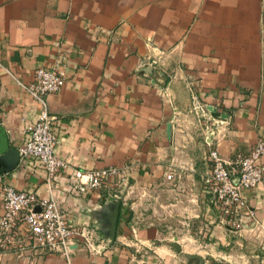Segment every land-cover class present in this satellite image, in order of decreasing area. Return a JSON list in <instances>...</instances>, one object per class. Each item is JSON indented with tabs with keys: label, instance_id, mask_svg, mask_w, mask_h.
Here are the masks:
<instances>
[{
	"label": "crops",
	"instance_id": "obj_1",
	"mask_svg": "<svg viewBox=\"0 0 264 264\" xmlns=\"http://www.w3.org/2000/svg\"><path fill=\"white\" fill-rule=\"evenodd\" d=\"M37 67L65 73L46 98L64 164L49 183L16 155L38 111L16 83ZM0 94L4 182L55 196L69 226L98 244L68 259L0 252V264L264 259V177L246 193L251 216L215 224L199 180L207 148L187 114L191 96L217 113L224 157L264 140V0H0ZM107 166L122 170L117 186L77 194L65 179Z\"/></svg>",
	"mask_w": 264,
	"mask_h": 264
},
{
	"label": "built area",
	"instance_id": "obj_2",
	"mask_svg": "<svg viewBox=\"0 0 264 264\" xmlns=\"http://www.w3.org/2000/svg\"><path fill=\"white\" fill-rule=\"evenodd\" d=\"M64 82L63 70L37 67L30 82L16 83L38 105L35 120L26 125V137L16 148L18 161L34 160L44 171L47 183L64 164L55 156L56 135L52 130L55 116L48 113L46 98L57 93ZM187 114L198 124L202 143L207 148L199 180L212 210L213 222L221 227L232 222L238 224L243 216L253 213L248 207L246 193L264 177V167L258 163L264 155V140L256 141L245 153L224 157L217 150V126L222 122L217 113L191 96ZM122 173L114 166L72 168L65 179L74 192L83 194L112 182L117 186ZM165 178L170 180L172 174H165ZM0 199V252L31 260L48 253L68 259L76 246L92 252L98 250V244L87 229L69 226L66 213L55 196L47 194L40 197L30 190H16L4 182V174L0 172ZM184 227L190 226L186 222Z\"/></svg>",
	"mask_w": 264,
	"mask_h": 264
},
{
	"label": "rangeland",
	"instance_id": "obj_3",
	"mask_svg": "<svg viewBox=\"0 0 264 264\" xmlns=\"http://www.w3.org/2000/svg\"><path fill=\"white\" fill-rule=\"evenodd\" d=\"M245 256L238 258L222 259V263L226 264H264V259L250 257L249 253L246 252Z\"/></svg>",
	"mask_w": 264,
	"mask_h": 264
},
{
	"label": "water",
	"instance_id": "obj_4",
	"mask_svg": "<svg viewBox=\"0 0 264 264\" xmlns=\"http://www.w3.org/2000/svg\"><path fill=\"white\" fill-rule=\"evenodd\" d=\"M16 155H17V152H16ZM17 159H18V156H17Z\"/></svg>",
	"mask_w": 264,
	"mask_h": 264
}]
</instances>
